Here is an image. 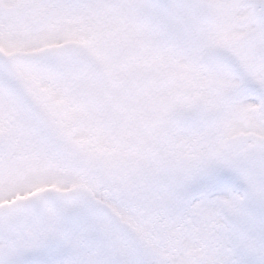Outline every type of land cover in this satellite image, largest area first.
<instances>
[{
    "label": "snow or ice",
    "instance_id": "snow-or-ice-1",
    "mask_svg": "<svg viewBox=\"0 0 264 264\" xmlns=\"http://www.w3.org/2000/svg\"><path fill=\"white\" fill-rule=\"evenodd\" d=\"M0 264H264V0H0Z\"/></svg>",
    "mask_w": 264,
    "mask_h": 264
}]
</instances>
